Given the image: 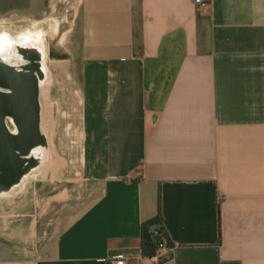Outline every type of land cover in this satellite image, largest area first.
I'll return each mask as SVG.
<instances>
[{
    "label": "crops",
    "instance_id": "1",
    "mask_svg": "<svg viewBox=\"0 0 264 264\" xmlns=\"http://www.w3.org/2000/svg\"><path fill=\"white\" fill-rule=\"evenodd\" d=\"M7 19L77 78L80 175L49 242L37 202H0V264H149L158 191L162 264H264V0H0Z\"/></svg>",
    "mask_w": 264,
    "mask_h": 264
},
{
    "label": "rangeland",
    "instance_id": "2",
    "mask_svg": "<svg viewBox=\"0 0 264 264\" xmlns=\"http://www.w3.org/2000/svg\"><path fill=\"white\" fill-rule=\"evenodd\" d=\"M36 25L31 22L0 20V33L9 32L16 35L29 30H34L37 33L40 28ZM46 65L48 79L43 84L41 105L42 115L46 114L50 119L49 126L52 134V142H48L50 157L38 169L43 173L39 174L37 171L29 177L22 191L19 190L8 195L0 194V202L5 201L8 209L6 212L9 214L21 213L29 209L32 201L37 202L41 217L38 223V234L42 236V232L45 231L49 237L48 241L41 239V243L49 242L59 231L61 224H59L57 216L64 210L69 201L70 203L74 201L65 189L72 183H78L80 175L78 172L80 164V112L79 97L76 91L77 78L68 74V60L53 62L48 59ZM48 162L52 165L48 166ZM46 170L50 172L47 173ZM52 186L54 187L53 193H51ZM47 191L49 193H46ZM19 198L20 201H27V208L24 209V206L17 202ZM48 200L53 201L50 206L46 204Z\"/></svg>",
    "mask_w": 264,
    "mask_h": 264
},
{
    "label": "water",
    "instance_id": "3",
    "mask_svg": "<svg viewBox=\"0 0 264 264\" xmlns=\"http://www.w3.org/2000/svg\"><path fill=\"white\" fill-rule=\"evenodd\" d=\"M44 77L40 71L36 78L29 70L16 69L8 64L0 65V84L13 88L4 94L2 112L16 113L22 118L21 132L11 136L1 126L0 136L4 139V150L0 159V194L8 193L21 183L29 172L46 157V149L36 145H48V137L41 129L39 119V85Z\"/></svg>",
    "mask_w": 264,
    "mask_h": 264
},
{
    "label": "flooded vegetation",
    "instance_id": "4",
    "mask_svg": "<svg viewBox=\"0 0 264 264\" xmlns=\"http://www.w3.org/2000/svg\"><path fill=\"white\" fill-rule=\"evenodd\" d=\"M6 34L7 36L2 35ZM44 44L42 40L35 38L17 39L15 35L9 32L0 33V65L8 64L16 69L29 70L36 78L38 77L40 71L44 73L43 79L38 82L39 94L37 96V103H39V119L42 120V105H41V85L44 84L48 79L47 70V59L44 51ZM13 92V88L3 86L0 84V127L2 126L11 136H17L21 132L22 118L16 113H5L2 112V107L4 104V94H10ZM48 137V142H52V134L48 129L45 130ZM4 139L0 136V159L4 150ZM38 150L46 149L45 159L30 172L41 167L48 161L50 157L49 145H36ZM51 162V161H50ZM48 166H51V163ZM43 169V168H42Z\"/></svg>",
    "mask_w": 264,
    "mask_h": 264
},
{
    "label": "trees",
    "instance_id": "5",
    "mask_svg": "<svg viewBox=\"0 0 264 264\" xmlns=\"http://www.w3.org/2000/svg\"><path fill=\"white\" fill-rule=\"evenodd\" d=\"M165 241L169 247L172 243L166 233L161 214L160 191L157 195V214L141 225V253L150 258L155 255L159 245ZM223 264H239L237 262H224Z\"/></svg>",
    "mask_w": 264,
    "mask_h": 264
},
{
    "label": "bare ground",
    "instance_id": "6",
    "mask_svg": "<svg viewBox=\"0 0 264 264\" xmlns=\"http://www.w3.org/2000/svg\"><path fill=\"white\" fill-rule=\"evenodd\" d=\"M75 3V2H74ZM72 15V14H71ZM69 23H67L68 25ZM68 28V26H67ZM4 34V33H3ZM3 36H7L6 34L2 35L1 37ZM17 39L21 40V39H26V38H35V39H40L42 40V37H43V41H44V33L41 31V30H38L37 33L33 30V31H25L24 33H18L15 35ZM42 41V42H43ZM44 44V43H43ZM44 89V86L43 84L41 85V92L43 91ZM49 118L47 117L46 114H43L42 115V120H41V129L43 132H45L46 129L49 130L50 132V126H49ZM51 133V132H50ZM49 164V163H48ZM47 164V165H48ZM52 165V164H51ZM39 169V168H38ZM38 169L34 170L32 173L26 175L24 177V179L21 181L20 184H18L17 186H15L11 191H9L8 193H2L1 195H8V194H12V193H15V192H18L19 190H21L24 185L26 184V182H28V179L29 177L33 176L37 171ZM41 170H39L38 172H40Z\"/></svg>",
    "mask_w": 264,
    "mask_h": 264
},
{
    "label": "built area",
    "instance_id": "7",
    "mask_svg": "<svg viewBox=\"0 0 264 264\" xmlns=\"http://www.w3.org/2000/svg\"><path fill=\"white\" fill-rule=\"evenodd\" d=\"M194 2L197 4H203L205 2V0H194ZM170 249H171V247H169L167 245V243L165 241H163L159 245L155 255L148 258L149 264H162L166 260ZM129 257H130L129 255H121L120 257L112 260V264H127L126 260Z\"/></svg>",
    "mask_w": 264,
    "mask_h": 264
}]
</instances>
